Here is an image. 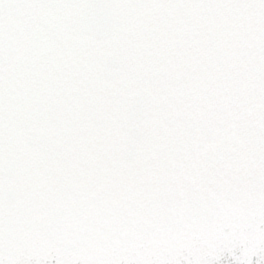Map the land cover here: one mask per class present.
Instances as JSON below:
<instances>
[{"label": "snow or ice", "instance_id": "1", "mask_svg": "<svg viewBox=\"0 0 264 264\" xmlns=\"http://www.w3.org/2000/svg\"><path fill=\"white\" fill-rule=\"evenodd\" d=\"M0 264H264V0H0Z\"/></svg>", "mask_w": 264, "mask_h": 264}]
</instances>
